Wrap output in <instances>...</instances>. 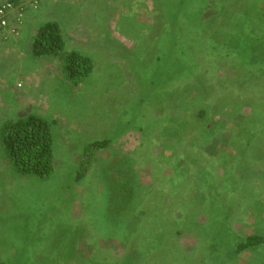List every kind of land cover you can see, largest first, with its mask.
<instances>
[{
    "label": "rangeland",
    "instance_id": "374dc122",
    "mask_svg": "<svg viewBox=\"0 0 264 264\" xmlns=\"http://www.w3.org/2000/svg\"><path fill=\"white\" fill-rule=\"evenodd\" d=\"M69 2L0 48V129L31 114L57 122L48 178L17 174L0 143V264H264V243L235 254L264 237V59L233 47L247 39V0ZM50 20L66 50L92 58L88 76L33 57ZM176 30L193 72L165 79L157 59ZM97 140L109 147L91 155Z\"/></svg>",
    "mask_w": 264,
    "mask_h": 264
},
{
    "label": "trees",
    "instance_id": "16d2710c",
    "mask_svg": "<svg viewBox=\"0 0 264 264\" xmlns=\"http://www.w3.org/2000/svg\"><path fill=\"white\" fill-rule=\"evenodd\" d=\"M15 5H18L20 0H9ZM123 0H104L103 4L105 9L110 8L112 5L121 4ZM264 0H251L244 6V18L250 19V23L247 25L248 31L242 30V37L245 36L246 40H243L242 44L238 41L234 42V46L242 47L243 50L249 52L248 58L252 61L251 64H255L264 59V32H260L261 28H264ZM235 6V5H234ZM236 7V6H235ZM25 11V7H24ZM237 13V8L235 14ZM247 23V22H245ZM259 27V30L256 26ZM257 29V30H256ZM191 36L195 37V32L190 31ZM172 35L173 47L168 45V53L163 52L159 56L158 60V74L165 79L174 76L176 72L177 76L180 74L188 75L193 72V63L188 64V61L184 60L185 55L191 54V51H185L187 46H184L176 38L179 32L176 30L175 35ZM199 40H197L198 42ZM196 40L194 41V43ZM201 42V41H199ZM179 44L178 50L183 57L178 56L179 59H175V47ZM192 44V42H190ZM67 41L64 38L60 22L58 20H50L42 23L37 34L34 36L31 42V50L33 57L35 58H50L59 57L62 61L61 67L63 72H69V75L73 78L88 76L94 66L92 58L81 51H68L66 50ZM205 46V45H204ZM214 46V47H213ZM192 47V46H191ZM215 48V45H212ZM233 47L229 45V51H233ZM245 64H243L244 66ZM178 72V73H177ZM197 78V77H196ZM195 78V79H196ZM203 115L204 112L200 111ZM56 120H47L44 117L38 115H28L26 117L19 118L17 120L5 121L0 129V143L4 149L6 156L8 157L12 167L17 174L21 176H35L42 179L48 178L54 170V150L52 148L53 142V128L56 126ZM110 142L108 140H97L86 147L89 154H93L92 148L105 149L109 147ZM92 159V158H91ZM90 159V160H91ZM117 164V163H116ZM115 164V165H116ZM109 166H107L108 168ZM114 169V166L112 167ZM108 174L111 172H107ZM118 174L116 171H112V177ZM83 172H78L77 178L80 179L83 176ZM107 193L104 196L107 198ZM173 202V196L170 199V203ZM124 204L121 208H125ZM157 209V208H156ZM182 224V222H181ZM180 224V226H182ZM213 244H218L216 240H212ZM264 243V237L251 234L245 239H242L235 246V254L244 250H253L260 244Z\"/></svg>",
    "mask_w": 264,
    "mask_h": 264
},
{
    "label": "crops",
    "instance_id": "0c3cea01",
    "mask_svg": "<svg viewBox=\"0 0 264 264\" xmlns=\"http://www.w3.org/2000/svg\"><path fill=\"white\" fill-rule=\"evenodd\" d=\"M4 1V0H0V3ZM103 1L104 0H101L102 2V7H103ZM67 5L66 7L70 6V2L69 0H40V3H39V7L38 8H34L31 3L27 0L24 4V7H25V22H23V24L19 27V29L21 28L20 31L23 30V33L28 31L29 27L31 26V23H32V19L33 17L40 11V12H44L45 14H47V12L49 14H55L56 15V12L60 9H57V7H59L60 5ZM46 11V12H45ZM44 14V15H45ZM40 19H43V18H40ZM44 21V20H42ZM41 21V23H42ZM64 32V31H63ZM21 33V32H20ZM36 34H34L35 36ZM24 37V36H23ZM22 36H20V34H18L17 36H11L7 41H4L3 39H0V48H7L9 50L10 53H12L14 51V49H18L19 46L18 44L21 43V39L23 38ZM34 38V37H33ZM7 52V53H9ZM35 58V57H34ZM49 58V57H48ZM47 58V59H48ZM36 59H39V58H36ZM40 59H45V58H40ZM26 63H27V66H28V60H26ZM11 68V67H10ZM9 68V69H10ZM46 68H42L41 70V73L43 71V73H46L48 72V68L47 70L45 71ZM1 74V73H0ZM42 76V74H41ZM16 82V81H15ZM1 84V83H0ZM14 85V88L16 89V86L15 84ZM26 87V86H25ZM0 92H2V90H0ZM4 95V93L2 94ZM2 98V96H1ZM0 104H2V101L0 102Z\"/></svg>",
    "mask_w": 264,
    "mask_h": 264
},
{
    "label": "built area",
    "instance_id": "2783aa9c",
    "mask_svg": "<svg viewBox=\"0 0 264 264\" xmlns=\"http://www.w3.org/2000/svg\"><path fill=\"white\" fill-rule=\"evenodd\" d=\"M18 5L5 0L0 4V39L7 41L11 36L19 34V27L25 22L24 4L27 0H20ZM34 8L39 7L40 0H28ZM21 86V84H18Z\"/></svg>",
    "mask_w": 264,
    "mask_h": 264
}]
</instances>
